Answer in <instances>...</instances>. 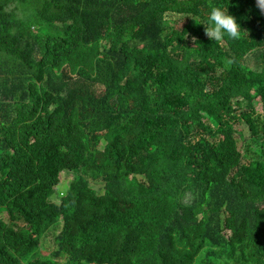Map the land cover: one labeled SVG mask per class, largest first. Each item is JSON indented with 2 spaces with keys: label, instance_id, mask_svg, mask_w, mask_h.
Instances as JSON below:
<instances>
[{
  "label": "trees",
  "instance_id": "obj_1",
  "mask_svg": "<svg viewBox=\"0 0 264 264\" xmlns=\"http://www.w3.org/2000/svg\"><path fill=\"white\" fill-rule=\"evenodd\" d=\"M211 2L240 39L205 35L209 0H0V76L21 45L49 72L0 113V264H264V14Z\"/></svg>",
  "mask_w": 264,
  "mask_h": 264
},
{
  "label": "rangeland",
  "instance_id": "obj_2",
  "mask_svg": "<svg viewBox=\"0 0 264 264\" xmlns=\"http://www.w3.org/2000/svg\"><path fill=\"white\" fill-rule=\"evenodd\" d=\"M26 18V17H24ZM180 21L177 23V25H180ZM35 32L38 30L37 28L33 29ZM20 51L18 54L15 56V59L12 61V71L8 72L7 74H3L0 76V113L8 116L9 118L12 119L13 123H19L23 122L24 116L26 113V107L27 105H30V97H25L23 94V89H24V79L27 76H31V74L36 73L37 75H44L46 78L49 77V72H41V65L37 57L39 56V47L35 49H29L28 45H21L20 46ZM25 60H30L31 62L29 64H25ZM25 70L29 72H25ZM30 78V77H29ZM81 81L83 84L89 83L90 80L88 79L87 76H82ZM99 86L97 87V91L100 92ZM262 104L259 103L258 107L261 108ZM9 109L8 112L6 109ZM247 121H245L246 123ZM16 127V125H15ZM237 129L240 131H243L244 135L246 138H249V131H248V125H237ZM238 141H239V148L242 149V140L240 137L237 135L236 136ZM109 142V141H107ZM103 142L99 145V149L97 151V156H102L103 155ZM72 157V155H71ZM66 165H69L70 157L65 156L64 159ZM99 162H102L100 160ZM72 180V174L67 173V172H62L60 174V183L57 188V195L53 196L51 198L52 201L58 202L59 196L63 194L70 185V181ZM91 187L98 192L101 188L104 187V183L101 181H95V180H90ZM4 217H7L10 219L9 213H4ZM52 230V229H51ZM49 231L47 236L45 235L41 239V244L42 241L43 245L39 249L40 253V258L39 260L41 261H47V260H52L53 262L56 261L55 257H52V251L56 249V242H55V236H58L61 231H62V225L60 228L56 229V233H53V231ZM233 234V231H226V236L227 239L231 238V235ZM181 248V247H180ZM227 249V254L222 258L224 262H226L227 258L230 256H235L238 255L240 252V249L237 245H234L233 243H230L229 246L226 247ZM221 260V259H219ZM193 264H198L197 262Z\"/></svg>",
  "mask_w": 264,
  "mask_h": 264
},
{
  "label": "clouds",
  "instance_id": "obj_3",
  "mask_svg": "<svg viewBox=\"0 0 264 264\" xmlns=\"http://www.w3.org/2000/svg\"><path fill=\"white\" fill-rule=\"evenodd\" d=\"M257 8L260 10L261 14H264V0H256ZM210 12L207 23L205 27V35L213 41H221L227 36L232 40H238L241 37L242 29L237 23L234 16L228 13V10L223 9L220 6L214 5L211 0H209L208 5ZM25 64H29V60L24 61ZM226 67H231L235 63L234 59L226 58Z\"/></svg>",
  "mask_w": 264,
  "mask_h": 264
},
{
  "label": "water",
  "instance_id": "obj_4",
  "mask_svg": "<svg viewBox=\"0 0 264 264\" xmlns=\"http://www.w3.org/2000/svg\"><path fill=\"white\" fill-rule=\"evenodd\" d=\"M256 2V0H254Z\"/></svg>",
  "mask_w": 264,
  "mask_h": 264
}]
</instances>
